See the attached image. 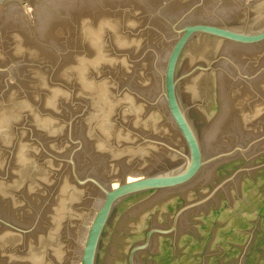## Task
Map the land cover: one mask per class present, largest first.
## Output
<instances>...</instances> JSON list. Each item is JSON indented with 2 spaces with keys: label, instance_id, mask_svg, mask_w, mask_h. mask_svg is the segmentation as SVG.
<instances>
[{
  "label": "water",
  "instance_id": "water-1",
  "mask_svg": "<svg viewBox=\"0 0 264 264\" xmlns=\"http://www.w3.org/2000/svg\"><path fill=\"white\" fill-rule=\"evenodd\" d=\"M0 74L162 264H264V0H0Z\"/></svg>",
  "mask_w": 264,
  "mask_h": 264
}]
</instances>
